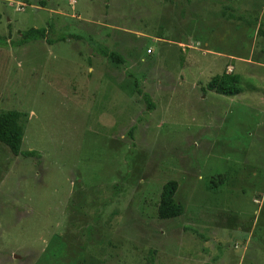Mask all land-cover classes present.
I'll use <instances>...</instances> for the list:
<instances>
[{"label": "rangeland", "instance_id": "obj_1", "mask_svg": "<svg viewBox=\"0 0 264 264\" xmlns=\"http://www.w3.org/2000/svg\"><path fill=\"white\" fill-rule=\"evenodd\" d=\"M40 27L84 38L16 46ZM0 37L39 154L0 143V264H264V0H0ZM224 72L237 95L204 89Z\"/></svg>", "mask_w": 264, "mask_h": 264}, {"label": "trees", "instance_id": "obj_2", "mask_svg": "<svg viewBox=\"0 0 264 264\" xmlns=\"http://www.w3.org/2000/svg\"><path fill=\"white\" fill-rule=\"evenodd\" d=\"M41 7H44L46 0H38ZM49 29L45 27L29 28L20 33V38L16 42V46L29 43L31 41L44 40L47 44H52L54 41H64L69 37L83 39L82 35L75 36H61L52 38L48 35ZM86 38V37H85ZM1 40H4L0 37ZM88 40V39H86ZM99 54L109 59L113 63L122 64L123 58L115 51L108 49L105 46H98L96 49ZM240 76L233 73H222L213 76L205 85V90L214 91L217 94L225 96H235L240 92L238 86ZM135 91L141 95L144 102L147 103L148 108L152 107L149 102V96L143 93L138 84L135 83ZM26 114L16 110L0 111V143L8 147L10 152L15 155H22L24 157H36L38 152L35 150L22 151L21 144L23 138V121ZM177 189V183L170 180L162 187L160 200L157 207V215L159 219L167 220L178 217L182 213V206L177 203L174 198Z\"/></svg>", "mask_w": 264, "mask_h": 264}]
</instances>
